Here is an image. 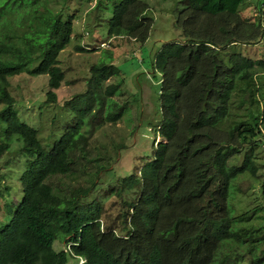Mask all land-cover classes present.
<instances>
[{
  "label": "trees",
  "instance_id": "trees-1",
  "mask_svg": "<svg viewBox=\"0 0 264 264\" xmlns=\"http://www.w3.org/2000/svg\"><path fill=\"white\" fill-rule=\"evenodd\" d=\"M67 1L54 10L49 0H0V156L14 141L26 156L22 198L0 226V264H66L70 255L80 264H262L264 0L178 1L179 35L151 60L161 77L154 131L162 141L128 173L89 152L95 132L128 108L114 99L120 84L107 83L121 74L111 55L64 101L70 119L49 148L15 108L9 79L21 73L47 75L46 99L57 100L59 56L74 32ZM93 8L100 21L109 15V38L148 39L154 18L144 0H97ZM238 45H256L260 56ZM82 170L90 184L62 186ZM104 170L112 179L93 196ZM57 241L68 249L56 250Z\"/></svg>",
  "mask_w": 264,
  "mask_h": 264
},
{
  "label": "rangeland",
  "instance_id": "rangeland-1",
  "mask_svg": "<svg viewBox=\"0 0 264 264\" xmlns=\"http://www.w3.org/2000/svg\"><path fill=\"white\" fill-rule=\"evenodd\" d=\"M97 0H68L66 12L73 14L74 32L70 43L60 53V66L64 70V82L56 90L57 100L46 99L48 90L47 75L21 73L9 79L10 90L16 99L15 108L19 116L31 126L40 129L38 137L45 148L52 145V138L59 137L63 124L70 119L69 110L64 101L85 89L88 71L101 58L112 56V62L121 70V74L111 76L107 83L120 84V92L114 99L120 104H127V112L115 123L103 125L91 137L89 152L91 157H98L99 164L112 162L110 168L117 173L131 172L144 155L152 152L157 141H162L155 134V124L160 120V74L151 67V60L167 40L179 35L173 28V13L179 0H144L148 13L154 18V24L148 39L141 43L133 38H109L107 36L108 14L98 17L93 8ZM49 6L58 10L64 6L63 0H49ZM250 11V9H247ZM101 23V24H100ZM78 45L83 46L80 50ZM252 56H260L256 45H238ZM47 101V102H46ZM1 107V105H0ZM5 123H0V138L3 136ZM54 130V131H53ZM55 132V133H54ZM20 142L14 141L9 151L0 156V226L4 225L17 202L22 198L20 175L25 166V153L18 149ZM97 163L86 162L87 170H95ZM86 170V171H87ZM124 173V172H123ZM101 184L91 195L100 197L111 180L112 175L101 172ZM115 176V175H113ZM89 176L82 171L64 177L66 185H87ZM62 178V177H61ZM90 195V197H92ZM107 212L116 213V202H105ZM67 241V240H66ZM57 241L54 248L65 249L69 243ZM81 259L68 256L66 264H80ZM264 264V262L262 263Z\"/></svg>",
  "mask_w": 264,
  "mask_h": 264
}]
</instances>
